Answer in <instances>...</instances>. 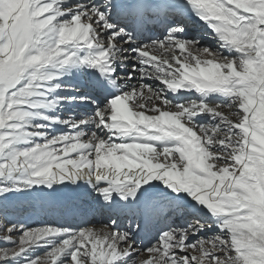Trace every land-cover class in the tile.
Masks as SVG:
<instances>
[{
	"label": "snow or ice",
	"instance_id": "1",
	"mask_svg": "<svg viewBox=\"0 0 264 264\" xmlns=\"http://www.w3.org/2000/svg\"><path fill=\"white\" fill-rule=\"evenodd\" d=\"M63 192L0 264H264V0H0V212Z\"/></svg>",
	"mask_w": 264,
	"mask_h": 264
},
{
	"label": "bare ground",
	"instance_id": "2",
	"mask_svg": "<svg viewBox=\"0 0 264 264\" xmlns=\"http://www.w3.org/2000/svg\"><path fill=\"white\" fill-rule=\"evenodd\" d=\"M193 19H196V18H193ZM190 26L186 27V29H189L188 32H186L187 35H192V31L198 29L196 26H194V24H191ZM203 35H205V39L201 41L198 40L202 46H210L212 48L213 46H217V42L213 38L210 32L209 34L205 33ZM198 37L202 38L203 36L198 35ZM151 82H154V81H151ZM132 83H137V81H132ZM48 191L49 190L45 189V193H47ZM51 197H55L59 199V203H54L51 199L49 201H46V199L41 200L39 198H32V197L13 198L12 202L10 203L11 208L9 205V209H13L14 214L23 215L24 218L22 220H18V219L16 220V217L12 215L10 216L8 220L4 219V221H2L0 229L6 226H10L11 223H15L17 225L21 223L25 224L29 220L32 221L29 228L39 227L40 222L35 221L36 215L34 213L37 211L38 208L42 206V203L48 204L46 206L47 210L56 209V213L60 212V209L58 208L64 209L68 207L70 211H75V213H78V211L84 210L83 211L84 218H88L89 216H94V214H96L97 212H100L101 214H103L102 211H99L94 206V202L90 198H87V197L77 198V197L71 196V194L67 192L53 194ZM61 197L64 199V200L62 199L63 201L60 200ZM18 200H21V201L19 202ZM60 201H62V204L60 203ZM51 203H54V206H51L50 205ZM88 208L90 209V211L87 212L86 209ZM9 209H8V212H9ZM26 211H29V213L27 214ZM102 223H106V219H103V221L100 222L101 225ZM100 230L106 231L108 229L105 227V229H100ZM208 233H211V232H208ZM208 233H205V235H208ZM0 236H3V234L2 235L0 234ZM1 242L3 241L0 240V246L5 245L4 242H3L4 243L3 245L1 244ZM5 246H8V245L6 244ZM43 251H44L43 248L38 249L37 254L43 253Z\"/></svg>",
	"mask_w": 264,
	"mask_h": 264
},
{
	"label": "rangeland",
	"instance_id": "3",
	"mask_svg": "<svg viewBox=\"0 0 264 264\" xmlns=\"http://www.w3.org/2000/svg\"><path fill=\"white\" fill-rule=\"evenodd\" d=\"M191 27V26H190ZM189 30V29H188ZM188 32V31H187ZM63 198L61 197V199L60 200H62ZM19 202L21 201V200H18ZM10 208H11V205H10ZM86 211L88 212V211H90V209L88 208V209H86ZM0 215H2V212L0 213ZM3 220V217L2 218H0V222ZM4 221V220H3ZM2 223V222H1ZM104 223H102V225H103ZM90 225V224H89ZM0 226H1V224H0ZM93 225H90V227H92ZM105 226V225H104ZM0 234L2 235V234H4L3 233V231H0ZM1 244L3 245L4 243L3 242H1ZM6 245V244H5ZM5 245H3V246H0V247H8V246H10L9 244H7L8 246H5ZM10 247H12V245L10 246Z\"/></svg>",
	"mask_w": 264,
	"mask_h": 264
}]
</instances>
